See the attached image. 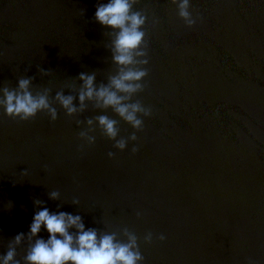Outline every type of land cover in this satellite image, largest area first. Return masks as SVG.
I'll return each mask as SVG.
<instances>
[{
    "label": "water",
    "instance_id": "1",
    "mask_svg": "<svg viewBox=\"0 0 264 264\" xmlns=\"http://www.w3.org/2000/svg\"><path fill=\"white\" fill-rule=\"evenodd\" d=\"M98 3L107 0H0V88L35 77L34 88L74 95L79 108L81 72L107 84L117 67L110 30L94 18ZM191 4L202 17L194 27L171 0L134 6L148 17V75L134 97L152 110L143 130L93 101L70 117L53 100L55 121L44 112L20 121L0 108V255L30 231L39 199L81 215L86 228L127 227L143 264H264V0ZM102 114L119 121L120 137L138 140L119 151L97 126L94 145L81 141L87 119ZM26 248L17 249L21 264Z\"/></svg>",
    "mask_w": 264,
    "mask_h": 264
},
{
    "label": "clouds",
    "instance_id": "2",
    "mask_svg": "<svg viewBox=\"0 0 264 264\" xmlns=\"http://www.w3.org/2000/svg\"><path fill=\"white\" fill-rule=\"evenodd\" d=\"M139 0H107V3L96 5L95 20L105 29L110 30V51L112 62L117 71L109 77L107 84L97 87L95 74L81 72L78 76L79 104L77 97L65 95L57 91L52 97L50 87L34 88L35 77L21 76L18 86L12 88L5 82L0 88V108L13 119L28 121L34 119L41 112L47 113L51 121L58 119L57 108L53 100L61 106L70 117L76 116L85 110L86 103L93 101L95 105L105 111L111 109L121 120L129 124L136 131L143 130L144 120L141 117L152 115L151 108L145 107L134 97L143 91L144 81L148 75L146 65L149 64L146 32L143 30L148 17L141 11H135L134 6ZM178 8L179 16L188 27H194L199 15L193 17L191 0H171ZM41 75L47 76L51 72L38 66ZM77 125L83 126L84 121L77 120ZM86 128L78 133L81 141L88 146L96 143L97 126L101 134L114 141V148L125 151L129 141H137L136 132L128 138L120 137L119 121L108 115H97L86 121ZM84 145H80L83 150ZM138 146H133V154L139 152ZM116 153L109 152L108 157L114 158ZM27 173V170L24 172ZM53 201L60 200L61 194L57 190L49 192ZM73 204L79 205L74 199ZM37 211L30 224V231L15 235L8 244L6 254L0 255V264H21L17 259V249L27 241L26 254L22 257L23 264H143L144 256L140 248L139 237L127 227L122 233L115 231H101L96 228H86L83 217L64 211L53 212L44 201L34 200ZM142 215L137 213V216ZM46 230L48 238L40 234ZM165 241L166 235L161 233L156 237ZM154 234L148 232L144 242L152 243ZM248 264H256L249 258Z\"/></svg>",
    "mask_w": 264,
    "mask_h": 264
}]
</instances>
